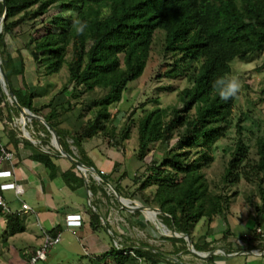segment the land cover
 Here are the masks:
<instances>
[{
    "label": "trees",
    "instance_id": "obj_1",
    "mask_svg": "<svg viewBox=\"0 0 264 264\" xmlns=\"http://www.w3.org/2000/svg\"><path fill=\"white\" fill-rule=\"evenodd\" d=\"M5 2L6 17L0 34V58L18 101L34 114L43 116L56 129L67 153L95 167L115 184L122 195L121 181H116L111 173H105L95 166L84 148V142L102 135L116 147L129 138L131 125L126 124L118 130L111 109L122 100L129 84L143 74L156 34L163 32V52L165 56L173 58L164 75L169 78L184 76L190 84L180 92L182 107H173L169 113L166 109H147L137 121L140 159L144 158L150 145L155 142L170 143L176 135L180 142V147L171 150L160 162L149 164L139 193L147 205L161 210L160 218L165 225L173 224L176 231L190 236L201 218L205 217L211 225L217 215L230 208L232 196L236 192L229 194L210 189L203 169L214 161L216 142L226 136L231 126V116L239 93L222 100L214 87V81L231 76L233 60L250 61L264 51V0ZM53 5H58L60 12L53 17L45 33L35 38L28 48L37 71L50 75L67 67L68 80L62 88L67 97L58 99L54 96L36 105L35 98L39 93L30 90L26 83L20 89L13 86L12 77L18 68L15 58L7 49L6 38L28 19L44 17ZM0 11H3L2 1ZM77 20L85 26L83 33L77 32L79 25L74 24ZM97 88L106 93L90 104L81 100L83 94ZM6 99L0 82V100L5 102L11 120L14 112L18 111ZM80 104L82 107L76 122L64 125L62 115L75 110ZM87 112L92 113L93 117L77 126L76 123L81 122ZM31 123L39 125L45 133L43 141L49 143L51 133L47 127L36 119ZM237 127L238 137L222 176L223 188H231L239 184L241 179L252 183L260 198L256 205L257 211L264 215V136L256 139L257 157L252 158L250 145L243 135L247 128L241 123ZM7 132L11 141L19 140L13 128L9 127ZM194 150L199 157L192 158ZM49 156L43 152L40 157L51 165ZM75 169L73 164L72 169L63 173L64 181L73 189L86 184L85 178L78 175ZM87 184L93 196L99 191L108 195L93 178ZM152 185H156L157 189L151 198L143 190ZM93 206L95 210L87 206L93 228H106L109 231L108 222L95 203ZM13 217L8 215L10 225ZM261 225L264 226V220ZM171 238L186 245L182 238ZM112 241L105 251L84 255L88 256L90 264H160L165 258L162 252L145 244H121L119 247L113 238ZM211 244L194 243V246L212 251L214 247ZM227 253L231 252L227 250ZM213 258L214 255H210L209 260Z\"/></svg>",
    "mask_w": 264,
    "mask_h": 264
},
{
    "label": "rangeland",
    "instance_id": "obj_2",
    "mask_svg": "<svg viewBox=\"0 0 264 264\" xmlns=\"http://www.w3.org/2000/svg\"><path fill=\"white\" fill-rule=\"evenodd\" d=\"M59 12V6L53 5L44 17L28 19L15 28L13 33L7 35V37H10V51L15 56L16 67L18 68L12 77V83L14 85L16 83V86H18L17 80L18 82L21 81L20 83H26V86L30 90L37 91V93H43L45 89H47V92L55 89L54 93L56 96H59L58 99L62 97L65 99L67 95L62 92V88L68 80L67 67L64 66L59 73L50 75L44 74L41 70L37 71V66L34 64L28 48L35 38L45 33V30L51 26L53 17ZM164 38L163 32L160 31L156 34L143 74L129 84L128 88L124 91L122 100L111 109L115 117L114 125L117 126L118 130H121L126 124L131 125L129 138L123 140L121 145L116 147L113 142L102 135L85 141V147L89 153L88 156L92 159L95 166L105 173H111V176L116 181H121L122 196L131 200V202L123 200V203L128 206L139 204L156 207L147 205L144 202L140 194L141 192L139 193V187L143 182L144 175L147 173L149 164L154 161L160 162L171 150L180 147L178 135H176L170 143L155 142L151 144L144 158L140 159L139 157L137 121L143 111L160 108L166 109L167 113H169L173 107H182L183 102L180 99V92L190 84L184 76L169 78L164 75V72L170 67L168 64L173 62V58L165 56L163 52ZM21 61L23 62L22 65ZM231 64V76L238 77L242 87L233 108L231 126L228 128L226 136L216 142L213 149L214 161L209 167L204 168L203 171L209 181L210 189L215 192H228L229 194L236 192V194L232 196L230 208L225 209L215 217L213 222L215 226L212 228L214 232L210 228L212 224L210 225L207 219L203 217L194 226L192 236H190L193 243L198 245L205 243L210 245L212 243L214 249L212 251H204L198 247H194L195 250L202 254L200 256L192 252V247L186 240L185 246L184 242L173 241L171 237H176L172 234V225L167 226L163 223L160 218L161 210L158 211L157 218H154L155 213L153 211L144 213L139 210L132 211L127 209L116 198L106 183L97 179L96 174L87 171L84 177L88 182L90 178H93L108 194L106 195L102 191H99L95 196L92 193L88 195L90 200L89 207L95 210L96 208L93 206V203H95L99 212L110 226V231L106 228H100L99 231L100 236L106 243L111 245L113 238L114 243L116 241L118 245H148L155 251L159 250L163 253L165 258L162 259L160 264H209V255L213 253H224L222 256L230 257L228 256L229 254H225L226 249L224 251L219 248L223 245L228 246L230 244L228 241L243 240L244 242H242L247 243V246L252 249H264V238H261L256 233V228L263 226L261 223L264 220V215L258 213L256 208L257 203L260 202V198L255 185L248 183L245 179H241L239 184L231 188L224 189L222 184V176L238 137L237 124L241 123L247 128V130L243 131V135L250 145L249 151L252 158L257 157L256 139L259 136H264V51L254 56L250 61L235 59ZM105 93V90L97 88L83 94L81 100L90 104ZM6 101L10 105L15 106L8 96ZM35 102L39 105L44 101L42 97H38ZM81 107L82 105L80 104L75 110L62 115V120H65L64 125L76 122ZM44 111L46 112L47 110ZM192 111L194 112V110ZM8 113L5 107L1 113V119L2 121L7 120L8 123L5 122L4 126L13 128L25 140L26 138L22 136L21 125L19 123L21 119L20 112H14V117L11 120ZM92 117L93 114L87 112L84 119L76 123L77 126L82 125L87 119ZM27 128L31 132H36L34 137L44 139L45 133L40 131L38 124L33 125L27 122ZM50 141H52V135ZM89 148H91L90 151ZM73 149L77 154V150ZM197 157L199 156L195 154L194 150L192 158ZM79 173L82 175L80 171ZM156 189L157 186L152 185L143 191L145 195L152 198ZM210 232L214 235H218L220 232L224 234L207 242L206 239L210 237ZM212 237L215 236L212 235ZM58 248L59 246L55 247L53 253L57 252ZM62 254L60 252L55 254L49 264H90L88 256H84L81 253L74 255L73 252L69 258L66 257L69 256L67 252ZM254 255L259 256L260 254L255 252ZM60 258L61 260H65V263L63 261L60 262ZM227 259H234V262L238 261L242 263L245 258L237 256ZM106 263H110V261Z\"/></svg>",
    "mask_w": 264,
    "mask_h": 264
},
{
    "label": "crops",
    "instance_id": "obj_3",
    "mask_svg": "<svg viewBox=\"0 0 264 264\" xmlns=\"http://www.w3.org/2000/svg\"><path fill=\"white\" fill-rule=\"evenodd\" d=\"M6 40L7 49L11 53L9 47L10 37H7ZM11 54L15 58L14 54ZM20 82L17 80L18 86H16V83L15 85L13 83L15 89L24 87V84ZM54 90L47 92V89H45L44 94L38 92L39 94L35 100L38 97H42L44 101L42 104L45 103L50 98L56 96ZM35 104L38 105L36 102ZM8 128L4 126L0 131V139L9 150L15 153L16 158L12 163L5 162L1 165V168L12 171L10 177L4 178L1 181H16L23 186L24 193L18 197L12 189L3 192L12 212L10 214L0 212V264H24L34 251L42 245L46 233L52 235L60 234L61 241L52 247L47 260L40 261L39 263L41 264L51 263L52 258L58 252L63 254L67 252L69 256L66 257L69 258L73 252L74 255H78L79 253L82 255H94L108 249L110 244L106 243L100 236V229L95 230L93 228L88 213L87 206H90L87 190L88 180L76 168L75 171L78 175L85 178L86 184L73 189L64 181L63 173L72 169L74 163L68 158L63 157L55 149L49 156L52 164L48 165L40 157L43 153L41 147L35 145L30 140H23L19 134L17 135L18 141H11L7 134ZM43 143L47 144L45 141ZM71 148L75 147L72 146ZM84 148L89 155L85 142ZM90 150L91 148H89ZM23 203L28 204L31 207L30 210H23ZM70 214H79L82 218V223L80 225L69 224L66 218ZM8 215H14L11 225ZM103 223H106L104 219ZM214 226L215 223H212L210 228L212 229ZM14 228L18 230H14ZM209 235L210 237L206 239L207 242L223 234L220 232L218 235H214L210 232ZM212 235L215 237H212ZM242 241H228L230 243L228 246L223 245L219 248L224 251L225 249L226 251H230L231 253L225 251V254H230L228 256L231 258L243 256L245 258L244 262L239 263L238 261L234 262V259H227L230 257L222 256L224 253H213L214 258L212 260L208 259L209 264H264V258H260V255L248 253L247 251L252 248ZM84 244L90 246L91 252L88 254L83 251ZM57 246H59L58 251L53 253L54 248ZM199 248L202 249L201 246ZM62 261L65 263V260H61L60 262Z\"/></svg>",
    "mask_w": 264,
    "mask_h": 264
},
{
    "label": "built area",
    "instance_id": "obj_4",
    "mask_svg": "<svg viewBox=\"0 0 264 264\" xmlns=\"http://www.w3.org/2000/svg\"><path fill=\"white\" fill-rule=\"evenodd\" d=\"M3 14L4 12L0 11V34L3 31ZM5 108V102L0 100V131L4 127V123H8L7 120L1 119V111ZM20 121V120H19ZM20 123V122H19ZM21 130H22V136L26 138L27 140L32 141L35 145L39 146L42 148V152L44 153H52L53 150L57 149L56 144L54 141H50L47 144L43 143V139L38 137H34V134H36L35 131L29 130L27 128V123L26 124H21ZM21 136V135H20ZM45 136V134H44ZM15 153L12 150H9L2 142L0 139V212L4 214H10L12 212V209L8 202L6 201L3 192L8 189H12L15 191L16 195L20 197L24 193V188L21 184L17 183L16 181H10V182H2L1 180L4 178H8L12 175L11 170H5L1 168V165L5 162H10L12 163L15 160ZM23 210L27 211L30 210V206L26 203H23L22 205ZM67 222L71 225H80L82 223V218L79 214H70L66 218ZM105 221V220H104ZM106 222V221H105ZM110 231V230H109ZM256 233L259 235L261 238H264V226H259L256 228ZM61 241V236L60 234L57 235H52L50 233H46L44 235V241L42 245L37 248L34 253L28 258V260L24 264H38L40 261H45L48 258L50 249L57 245ZM115 244L119 247L121 245H118V243L115 241ZM83 251L85 253L90 252V246L88 244L83 245ZM251 251H257L260 254V258L264 257V249H251ZM8 264H13V263H8Z\"/></svg>",
    "mask_w": 264,
    "mask_h": 264
},
{
    "label": "water",
    "instance_id": "obj_5",
    "mask_svg": "<svg viewBox=\"0 0 264 264\" xmlns=\"http://www.w3.org/2000/svg\"><path fill=\"white\" fill-rule=\"evenodd\" d=\"M0 1L3 2V12H4V14H3V23L2 24H4L5 17H6V2H5V0H0ZM0 82H1V85H2V88H3L4 92L6 93L8 98L14 103V105L16 106L18 111L20 112L21 118L24 115H26L28 118L31 117L32 119H36V120L41 121L47 127V129L50 131V133L52 135V141L55 142L56 148L59 151V153L63 157H66L69 160H71L74 163V165L76 166V168L82 173L83 176H85V173L83 172V169H85L86 171H90V172L96 174V178L100 179L104 183H106L110 187V189L112 190V192L114 193L116 198L120 202H122V199L124 197L122 196V194L118 191L116 186L109 179H107L105 176H103L102 173L100 171H98L95 167L87 165V164L83 163L80 159H78L77 157H74L73 155L67 153L62 147V144H61V141H60V137H59L56 129L54 127H52L51 124L48 121H46V119L43 116L34 114L30 109H28L26 107H23L20 104V102L18 101L17 96L15 94V91H14V89H13L11 83H10L9 77L6 74V72L4 71V69H3L2 65H1V60H0ZM87 190H88V194H90L91 193L90 190L88 188H87ZM124 199H127V198H124ZM130 202H131V200H130ZM141 206H143V205H141ZM143 207L153 208L155 210L160 211V209L156 208V207H150V206H143ZM126 208L129 209V210H132V209H130L128 207H126ZM138 208L140 209L141 207H138V206L135 207V209H138ZM171 231L173 233V236H175L176 238H182V239L186 240L188 242V244L192 247V249H191L192 252H194L197 255L202 256V254L199 251L195 250V248H194L195 246H194V243L192 242V239H191L190 235L176 231V229H175L173 224H172Z\"/></svg>",
    "mask_w": 264,
    "mask_h": 264
},
{
    "label": "clouds",
    "instance_id": "obj_6",
    "mask_svg": "<svg viewBox=\"0 0 264 264\" xmlns=\"http://www.w3.org/2000/svg\"><path fill=\"white\" fill-rule=\"evenodd\" d=\"M74 24L79 25V27H77V32L83 33L85 26L78 20L75 21ZM214 87L218 90L220 98L222 100H227L231 97H235L240 92L242 84L238 77L230 76L227 79L221 77L215 80Z\"/></svg>",
    "mask_w": 264,
    "mask_h": 264
},
{
    "label": "bare ground",
    "instance_id": "obj_7",
    "mask_svg": "<svg viewBox=\"0 0 264 264\" xmlns=\"http://www.w3.org/2000/svg\"><path fill=\"white\" fill-rule=\"evenodd\" d=\"M31 118V117H30ZM30 118H28L26 115H24L21 119H20V123L21 124H26L27 122H32V118L30 119ZM83 172L84 173H86L87 174V171L85 170V169H83ZM123 200H127V201H129L130 202V200L129 199H122V203H123ZM124 204V203H123ZM125 205V204H124ZM126 207H128V208H130V209H132V211H137V210H139V211H143L144 213H147V212H150V211H153L154 213H155V215H154V218H157V214H158V210H155V209H153V208H147V207H143V206H141V205H130V206H128V205H125ZM136 206H138V207H141L140 209L138 208V209H135V207ZM166 227V226H165ZM173 234V233H172ZM179 235V234H178ZM222 251V250H221ZM248 253H253V254H255V252H257V251H251V250H248L247 251ZM258 254H259V252H257ZM230 255V254H229Z\"/></svg>",
    "mask_w": 264,
    "mask_h": 264
}]
</instances>
